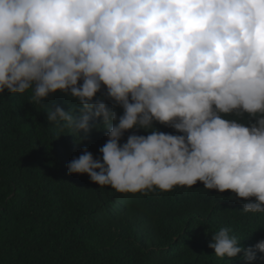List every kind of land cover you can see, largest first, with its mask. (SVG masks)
Masks as SVG:
<instances>
[{
  "label": "clouds",
  "instance_id": "obj_1",
  "mask_svg": "<svg viewBox=\"0 0 264 264\" xmlns=\"http://www.w3.org/2000/svg\"><path fill=\"white\" fill-rule=\"evenodd\" d=\"M5 90L77 101L47 119L78 142L103 118L102 155L85 148L69 174L124 194L200 183L264 213V0H0ZM230 233L211 236L217 257L264 253V239L245 248Z\"/></svg>",
  "mask_w": 264,
  "mask_h": 264
},
{
  "label": "trees",
  "instance_id": "obj_2",
  "mask_svg": "<svg viewBox=\"0 0 264 264\" xmlns=\"http://www.w3.org/2000/svg\"><path fill=\"white\" fill-rule=\"evenodd\" d=\"M30 96L0 94V264H245L217 257L211 236L229 228L245 248L264 239V213H243L245 201L227 192L197 183L124 194L100 188L87 174H69L68 163L85 148L102 155L108 136L96 125L103 118L90 120L78 142L47 119L49 109L73 111L77 101L58 92L37 105ZM73 114L79 117V108ZM256 255L253 264H264V253Z\"/></svg>",
  "mask_w": 264,
  "mask_h": 264
}]
</instances>
